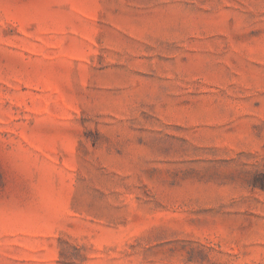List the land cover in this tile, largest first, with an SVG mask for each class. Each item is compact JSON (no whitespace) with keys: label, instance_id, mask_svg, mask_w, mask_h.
<instances>
[{"label":"rangeland","instance_id":"rangeland-1","mask_svg":"<svg viewBox=\"0 0 264 264\" xmlns=\"http://www.w3.org/2000/svg\"><path fill=\"white\" fill-rule=\"evenodd\" d=\"M264 0H0V264H264Z\"/></svg>","mask_w":264,"mask_h":264},{"label":"trees","instance_id":"trees-1","mask_svg":"<svg viewBox=\"0 0 264 264\" xmlns=\"http://www.w3.org/2000/svg\"><path fill=\"white\" fill-rule=\"evenodd\" d=\"M259 187H261L262 189H264V173L260 174V179H259Z\"/></svg>","mask_w":264,"mask_h":264}]
</instances>
